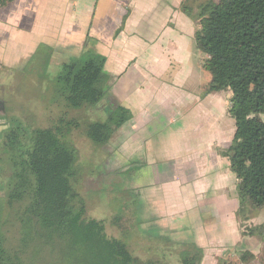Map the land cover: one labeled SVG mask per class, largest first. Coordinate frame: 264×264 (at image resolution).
I'll return each instance as SVG.
<instances>
[{
  "label": "trees",
  "instance_id": "1",
  "mask_svg": "<svg viewBox=\"0 0 264 264\" xmlns=\"http://www.w3.org/2000/svg\"><path fill=\"white\" fill-rule=\"evenodd\" d=\"M13 1L0 0V7ZM180 9L198 25L194 41L206 55V93L231 92L234 133L221 154L237 179L238 212L247 205L264 208V0H183ZM105 63L85 41L52 79L50 91L62 111L49 125L28 118L0 123V264H34L47 249L57 252L54 264H201V246L150 233L158 228L143 231L132 206L106 219L88 213V199L99 190L82 192L84 175L94 170L89 160L79 162L75 136L96 151L132 118L111 96ZM45 77L42 71L39 79ZM104 96L107 113L94 119L89 108ZM106 221L118 236L107 234ZM245 234L264 240V222ZM135 239L144 257L130 249ZM253 257L247 250L226 251L216 264H248Z\"/></svg>",
  "mask_w": 264,
  "mask_h": 264
},
{
  "label": "crops",
  "instance_id": "2",
  "mask_svg": "<svg viewBox=\"0 0 264 264\" xmlns=\"http://www.w3.org/2000/svg\"><path fill=\"white\" fill-rule=\"evenodd\" d=\"M182 1L14 0L0 7V66L15 68L21 54L42 70L45 54H76L85 41L104 55L111 96L132 113L109 145L118 138L121 159L157 166L146 174L145 214L170 234L194 228L203 264L209 248L217 258L241 241L237 179L221 154L234 128L220 96L203 92L206 55Z\"/></svg>",
  "mask_w": 264,
  "mask_h": 264
},
{
  "label": "rangeland",
  "instance_id": "3",
  "mask_svg": "<svg viewBox=\"0 0 264 264\" xmlns=\"http://www.w3.org/2000/svg\"><path fill=\"white\" fill-rule=\"evenodd\" d=\"M69 49L74 50V48ZM56 50L58 48H55L54 52L44 55L40 64L43 66L42 70L36 67L35 56L25 65L24 61L26 62V60H21V54H15V57H11V59L14 57L12 61H15L13 62L15 68L0 66V123L8 119L23 121L28 118L29 121L34 120L36 126H47L50 120L56 118L59 112L62 111V107L56 100H53L55 97L52 95L50 88L53 83V77L59 72L63 62L73 56L74 52L60 53ZM32 65H34V69ZM25 68H28V70ZM42 71H44L46 79L41 78L40 80ZM202 77V81L204 82L208 77V73L204 72ZM203 92H206L205 87ZM215 94L220 96L224 109L228 110L231 96L230 90L218 91ZM108 102V97L104 96L102 100L89 108L88 113L94 119L96 117H105L108 110ZM261 118L264 119V115ZM231 121L232 123H229L230 130L234 128L232 118ZM227 125L225 123V126ZM122 137L126 140L127 133H123ZM75 141L79 151V162L87 163L89 160L88 162L92 166V170H94L91 174L84 175L82 192L90 194L91 190H99L97 192L98 196L92 197L91 201L88 199V213L97 219H106L115 213L114 209L121 210L125 208V205L130 209L132 206L135 214L138 216L137 221L140 228L143 231H146L150 227L151 229H159V227H153V224L150 223L151 216L145 214L144 207L146 204L144 201L145 184L150 179H148L149 175L146 174L149 171L155 172L157 166H146L147 160L121 159V156L126 155L127 150L124 151V155L123 150L117 149L118 138H116V142L113 144H107L96 151L92 150V143L86 140L84 136H75ZM117 151L119 153L115 155ZM141 174L142 177L139 176ZM125 191L127 194H123ZM238 210L239 207L236 210L235 222L232 224L238 226L241 241L237 246L224 249L222 253L226 251L247 250L254 255L248 264H264V240L258 235L250 236L245 234L247 229L264 222V208H252L247 205L244 211L238 212ZM193 225L194 227L196 226L195 223ZM105 227L107 234L112 236L119 235L118 229L110 225L108 221H106ZM158 229L150 230V233L153 235L157 233L166 234L174 241L180 242H191L195 238V229L191 226L172 232V234L167 233L166 230L157 231ZM135 242L136 244L132 243L130 245V249L139 257H144L146 251L143 249L142 241L135 239ZM211 249L216 250L215 247L209 248L207 251L209 255L207 254L204 257L203 264H216L215 260L218 253H213ZM56 253L48 249L43 250L34 264H54L58 262L55 258Z\"/></svg>",
  "mask_w": 264,
  "mask_h": 264
}]
</instances>
